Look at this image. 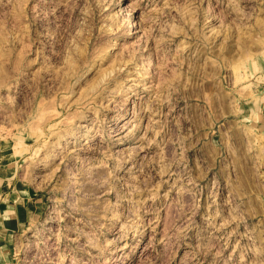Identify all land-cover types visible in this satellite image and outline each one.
Instances as JSON below:
<instances>
[{"label":"rangeland","instance_id":"rangeland-1","mask_svg":"<svg viewBox=\"0 0 264 264\" xmlns=\"http://www.w3.org/2000/svg\"><path fill=\"white\" fill-rule=\"evenodd\" d=\"M0 164V264H264V0H0Z\"/></svg>","mask_w":264,"mask_h":264},{"label":"crops","instance_id":"crops-1","mask_svg":"<svg viewBox=\"0 0 264 264\" xmlns=\"http://www.w3.org/2000/svg\"><path fill=\"white\" fill-rule=\"evenodd\" d=\"M8 164H0V187L5 186L6 181H11L12 177L8 176ZM7 185V184H6ZM10 196L6 190H0V240L3 236L6 237L8 233L18 229L22 220L26 207L21 200H10L4 202L3 200Z\"/></svg>","mask_w":264,"mask_h":264},{"label":"bare ground","instance_id":"bare-ground-1","mask_svg":"<svg viewBox=\"0 0 264 264\" xmlns=\"http://www.w3.org/2000/svg\"><path fill=\"white\" fill-rule=\"evenodd\" d=\"M127 31V30H126ZM133 33V30L131 31L130 29L127 31V33L125 35H130ZM120 42H118V39H115L111 44H110V49L116 47ZM110 49H108L107 51H110ZM144 65L143 62H141V64L139 65V67H142ZM120 117V116H119Z\"/></svg>","mask_w":264,"mask_h":264}]
</instances>
